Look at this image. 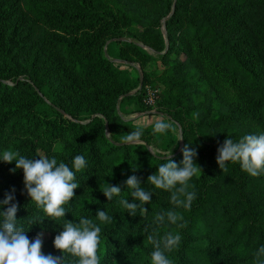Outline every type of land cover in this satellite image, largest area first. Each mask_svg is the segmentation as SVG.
<instances>
[{
	"label": "trees",
	"instance_id": "trees-1",
	"mask_svg": "<svg viewBox=\"0 0 264 264\" xmlns=\"http://www.w3.org/2000/svg\"><path fill=\"white\" fill-rule=\"evenodd\" d=\"M129 1L149 5L168 16L162 24L164 34L158 32L159 51L165 52L164 57L170 54L182 56L197 66L217 104L228 106L229 113L225 116L217 113L214 124H256L264 130V93L260 91L264 74L255 69L259 57L246 51L250 44L242 38L233 40L228 34L234 29V16L217 10L215 3L208 0H195L194 3L191 0ZM10 2L0 0V153L10 149L27 158H39L37 149L51 150L54 145L61 144L47 157H55L58 163L64 162L71 167L74 157L82 155L87 166L75 173V182L80 187L74 190L73 199L63 206L67 211L64 218L48 217L30 201L24 192L22 170L11 171L15 162H0V200L4 193L14 188L15 202L19 205L17 225L30 239L43 233V252L59 256L61 253L53 247V239L62 231L64 220L79 223L81 218H89L99 226L95 214L97 210L105 211L110 202L102 194L106 184L121 186L122 193L112 200H129L131 190L124 186V182L133 175V168L152 172L167 158L151 154L142 144L120 146L106 134L111 131V125L118 123L136 130L137 126L132 125L131 120L122 121L115 103L119 99L121 102L135 99L146 86L143 79L137 93L130 94L134 84L126 70L116 68L103 50L104 39L120 40L129 35L132 22L125 14L114 17L104 9L102 0H22L25 11L32 17L70 36L68 41H54L56 52L65 65L61 75L66 87L81 95L77 101L66 105L62 90L53 80L55 71L50 66L46 70V65L41 68L44 73L38 76L26 75L18 53L11 54L6 47L4 27L13 16ZM260 38L264 46V31ZM123 43L139 50L133 40ZM27 69L35 71L33 62L27 65ZM141 102L143 109H134L130 114L149 110L143 100ZM85 116L94 118L83 124ZM142 129L143 133H149V127ZM207 149L208 152L197 155L202 174L193 180L202 183L203 196L196 198L187 210L158 203L150 207L158 212L175 210L185 216L182 222L186 226L179 229L180 246L167 253L173 264H229L209 246L193 241L199 232L198 221L207 215V211L215 212L212 185L221 178L216 168L217 152L211 147ZM171 158L177 162L181 155ZM207 178L211 181L207 182ZM261 184L264 186V175ZM121 208L123 213L115 215L114 221L101 231L100 264H151L153 248L147 243V235L153 229L163 235L174 225H142L140 220L134 222L135 218L142 219L139 210L136 216H130ZM232 231L233 224L227 221L217 232L218 243L235 259L241 262L250 259L249 237H233ZM63 255L65 264H77L78 258L67 253Z\"/></svg>",
	"mask_w": 264,
	"mask_h": 264
},
{
	"label": "rangeland",
	"instance_id": "rangeland-1",
	"mask_svg": "<svg viewBox=\"0 0 264 264\" xmlns=\"http://www.w3.org/2000/svg\"><path fill=\"white\" fill-rule=\"evenodd\" d=\"M191 1L195 2V0ZM208 1L214 2V7L217 10L230 13L235 17V20L232 21L234 29L229 30L228 34L233 40L242 38L250 44L246 51L259 57L255 69L264 74V46L260 38L261 32L264 31L263 0ZM9 4H11L13 16L9 18L4 27L6 47L10 49L11 54L18 53V59L24 64L23 71L26 75L31 73L38 76L40 73H44L41 68L46 65V70L50 66L55 71L52 73L53 80L63 92L64 104L77 101L81 95L67 89L64 76L61 75L65 65L54 46V41H68L70 36L68 37L66 33L55 27H48L47 24L36 20L25 11L26 7L22 0H11ZM102 4L104 9L114 17L125 14L132 22V27L128 28L129 35L127 37L120 40L104 39L105 54L114 62L116 68L126 70L127 76L134 84V90L130 94L137 93V89L143 84V79L146 86L157 91V104L154 110L171 120L176 128L175 132L168 131L161 134L154 133L151 126L149 133H143L144 143L142 145H145L151 154L164 157L171 151L172 157L181 155L177 161L180 163L182 160L181 149L185 144L196 148L198 154L206 153V150L208 152V147L217 152V148L227 137L238 141L246 134L264 133L262 127L256 124L255 126L235 122L214 124L217 113L223 116L229 113L228 106L217 104L212 90L207 88L197 66L190 64L182 56L170 54L164 57L165 52L159 51L161 40L158 32L164 34L162 24L168 16H163L162 12L156 11L149 5L134 4L129 0H102ZM159 25H161L160 28ZM144 26L148 28L145 29ZM128 40H133L139 50L123 43ZM31 62H33L35 71L27 69V65ZM260 91L264 93V79ZM141 100H143L142 92L133 100L121 102L119 99L116 101V112L122 121L129 120L130 116L126 115V112L140 107L143 109ZM132 104L134 105L132 106ZM93 118L94 116L91 118L85 116L84 122L81 123L87 124ZM130 132L132 130L129 127L118 123L111 125V131H106V134L117 141L118 145L123 146L129 144L122 143V136ZM60 145H54L51 150L37 149V155L38 157H47ZM197 162L196 160V164L200 166ZM135 168L137 170L132 171L133 175L140 179L142 187L152 192V198L149 204L144 205L148 210L147 213L141 215L142 219L135 218L134 222L140 220L142 225L149 226L155 224L154 217L160 213L150 208L155 207V203L172 209L177 208L170 201V192L155 189L147 183L148 176L154 174L156 170L151 172L139 167ZM216 168L220 171L221 178L216 181L214 186L212 185L214 196L212 204L215 212L207 211V215L198 221L199 232L194 236L193 241L209 246L214 252L225 258L229 264H253V253L264 245V186L261 184L263 175L252 177L241 170L239 163H227V171L220 170L217 164ZM199 176L193 177L189 182L194 185V188L190 190L196 192V198L203 196L202 183L198 184L193 181ZM205 180L211 181L209 178ZM129 200L132 202L131 196ZM118 201L119 199H114L105 207V211L113 219L115 215L123 213ZM135 202L139 203V201ZM194 203L195 200L192 205ZM179 213L182 214V212ZM222 213L223 218L220 219ZM182 215L185 219L184 214ZM227 221L233 224L231 233L233 237L237 235L242 238L249 237L250 259L241 262L218 243L217 232L224 227ZM107 225L99 222L101 229L106 228ZM179 229L174 225L169 231L180 232Z\"/></svg>",
	"mask_w": 264,
	"mask_h": 264
},
{
	"label": "clouds",
	"instance_id": "clouds-1",
	"mask_svg": "<svg viewBox=\"0 0 264 264\" xmlns=\"http://www.w3.org/2000/svg\"><path fill=\"white\" fill-rule=\"evenodd\" d=\"M154 133L175 132L174 123L163 115L151 118ZM111 135V133H108ZM143 129L137 127L135 131L124 134L122 143L143 144ZM181 140V139H179ZM182 160L175 162L171 151L163 158L154 174L147 178V183L155 189L171 193L170 201L175 208L190 209L196 199V192L190 190L194 185L189 182L193 177L202 174V168L196 164L197 149L185 144L181 149ZM0 162L12 164L14 173L23 172L24 192L31 202L51 218H64L66 209L63 207L74 197V190L80 187L75 182L76 172L82 171L87 166V161L82 155H77L72 160V166L59 162L55 157L27 158L18 151L4 150L0 153ZM239 163L241 170L252 177L264 175V133L246 134L238 141L227 137L217 148L216 163L220 170L227 171L226 164ZM118 166V165H117ZM115 167V166H114ZM133 168V171H136ZM124 186L131 190V201L121 198L118 203L130 216H136L137 210L143 215L147 213L144 205L149 204L152 192L141 186L140 179L131 175L124 182ZM15 189L4 193L0 200V264H65V253L78 258L77 264H100L98 247L101 240V227L92 219L81 218L79 223L64 220L62 231L53 239V247L61 253L59 256L43 252V233H38L30 239L27 232L17 225V212L19 205L15 202ZM122 193L120 185H108L102 194L111 201L114 196ZM135 201H139L136 203ZM96 220L101 224L114 221L104 210H97ZM184 217L175 210L162 211L155 215L154 223L184 228ZM41 220L39 223H41ZM35 224V221L33 222ZM148 232V228H145ZM179 232L166 231L162 236L156 229L147 235V243L152 245L150 253L151 264H173L167 253L177 249L181 243ZM253 264H264V245L253 253Z\"/></svg>",
	"mask_w": 264,
	"mask_h": 264
},
{
	"label": "crops",
	"instance_id": "crops-1",
	"mask_svg": "<svg viewBox=\"0 0 264 264\" xmlns=\"http://www.w3.org/2000/svg\"><path fill=\"white\" fill-rule=\"evenodd\" d=\"M133 105L134 104H132V106ZM129 113L130 112H126V115L130 116L129 120L132 121V125L134 124V126H137V127L138 126L139 127H151L152 126L151 118L161 114V113L155 111L154 109L148 110L145 112L135 113V114H129Z\"/></svg>",
	"mask_w": 264,
	"mask_h": 264
},
{
	"label": "built area",
	"instance_id": "built-area-1",
	"mask_svg": "<svg viewBox=\"0 0 264 264\" xmlns=\"http://www.w3.org/2000/svg\"><path fill=\"white\" fill-rule=\"evenodd\" d=\"M157 103V91L152 88L145 86L143 90V104L149 109L152 110L155 108Z\"/></svg>",
	"mask_w": 264,
	"mask_h": 264
}]
</instances>
